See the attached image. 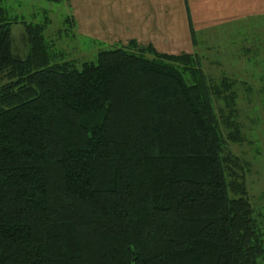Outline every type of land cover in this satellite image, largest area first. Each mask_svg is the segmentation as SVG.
Segmentation results:
<instances>
[{
	"label": "trees",
	"instance_id": "1",
	"mask_svg": "<svg viewBox=\"0 0 264 264\" xmlns=\"http://www.w3.org/2000/svg\"><path fill=\"white\" fill-rule=\"evenodd\" d=\"M15 22L0 3V264L264 256V219L242 180L249 164L225 144L242 140L238 125L214 110L222 100L235 114L231 81L210 80L196 52L134 40L75 63L39 22L20 21V58L11 53Z\"/></svg>",
	"mask_w": 264,
	"mask_h": 264
},
{
	"label": "rangeland",
	"instance_id": "2",
	"mask_svg": "<svg viewBox=\"0 0 264 264\" xmlns=\"http://www.w3.org/2000/svg\"><path fill=\"white\" fill-rule=\"evenodd\" d=\"M0 3L17 19L10 24L14 56L23 58L27 53L20 21L44 23L45 39L63 53L60 58L75 63L93 59L99 49L113 45L80 37L67 0H0ZM199 34L191 53L196 52L199 56L202 72L215 83L226 77L235 90L234 115L229 116V108L222 100L213 102L214 110L221 123L231 120L238 125L241 141L231 142L225 137L230 130L225 125L221 134L229 151L249 164L242 180L260 224L264 219V17L218 25ZM256 264H264V256Z\"/></svg>",
	"mask_w": 264,
	"mask_h": 264
},
{
	"label": "crops",
	"instance_id": "3",
	"mask_svg": "<svg viewBox=\"0 0 264 264\" xmlns=\"http://www.w3.org/2000/svg\"><path fill=\"white\" fill-rule=\"evenodd\" d=\"M67 1L80 37L109 45L134 40L173 54L194 51L204 29L264 17V0Z\"/></svg>",
	"mask_w": 264,
	"mask_h": 264
}]
</instances>
